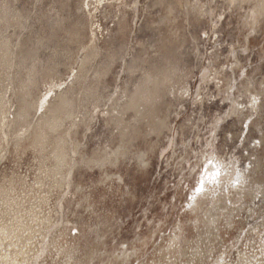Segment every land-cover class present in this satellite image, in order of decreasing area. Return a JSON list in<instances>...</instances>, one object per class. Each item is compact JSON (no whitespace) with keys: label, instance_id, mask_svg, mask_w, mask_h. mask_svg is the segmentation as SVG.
Here are the masks:
<instances>
[{"label":"bare ground","instance_id":"obj_1","mask_svg":"<svg viewBox=\"0 0 264 264\" xmlns=\"http://www.w3.org/2000/svg\"><path fill=\"white\" fill-rule=\"evenodd\" d=\"M43 1L0 0V161L12 163L0 168V264H264V45L251 49L264 0H214L235 11L217 18L213 0ZM209 18L193 92L179 50L189 37L199 56L188 28ZM212 101L227 111L193 147ZM154 173L164 185L144 197L145 230L118 238L117 208L141 202L136 181Z\"/></svg>","mask_w":264,"mask_h":264},{"label":"rangeland","instance_id":"obj_2","mask_svg":"<svg viewBox=\"0 0 264 264\" xmlns=\"http://www.w3.org/2000/svg\"><path fill=\"white\" fill-rule=\"evenodd\" d=\"M16 4L20 7V8H33V5H32V0H16ZM46 1V0H44ZM43 1V2H44ZM142 1H145V0H142ZM41 2V6H38L39 8L42 7V3ZM142 2L139 3V6H141ZM225 4L223 3H216L215 4V1L213 0L212 3H211V6H212V10H211V13H212V17L213 18H217L218 17V14L222 13L224 11V13H227V12H233V14H235V11L229 9L226 7V5L224 6ZM242 11V10H241ZM141 12V7L139 8V10L135 13V16H131V25L134 26V22L135 20L140 16V13ZM144 12V11H143ZM38 15H40L39 12H37ZM34 19H35V16H33ZM234 17V15H233ZM43 18V17H42ZM142 17H140L141 19ZM211 18V17H210ZM210 18L207 20V22H202L197 25L195 24L194 26H190L188 28V30H191V32L195 33L196 36H201V40H198V46H199V56H195L194 54H196V50L193 48L194 46V42H192L189 37L187 38V41L184 43V45L181 47V49L179 50V53H180V56H181V59H180V63L183 67H185V70L184 72H187L189 70H191L193 72H191L192 75L188 74L187 77V82H188V86L191 87V90L193 92L195 91H198L199 89V85L200 83L202 82L201 81V74H202V64L204 62V64H207L208 62V57L209 56V53L211 50H213V48H211L210 46H212V41H208V40H205L206 38V34L203 32V31H209V26L211 24V20ZM234 19V18H233ZM110 19H107L106 21L103 20L102 23L103 24H109V27L111 28L112 26V22L109 21ZM40 21H36L34 22L35 25H38ZM140 22V21H139ZM139 24V23H138ZM137 24V26H138ZM192 27V28H191ZM194 29V30H193ZM208 29V30H207ZM225 31H227V29H224ZM224 30H222V32H220V39L224 36V34L226 33ZM187 32V30H186ZM146 34H148V32H146ZM149 35V34H148ZM188 35V34H187ZM205 35V36H204ZM203 37V38H202ZM229 37V36H228ZM227 36H225L224 38H228ZM256 38L258 39H255L254 42H253V45L255 46H251V49L255 52V50L258 48V47H261L262 45H264V39L263 36H260L257 35ZM147 39V37L145 38V40ZM262 39V40H261ZM256 41V42H255ZM134 41H131V43L129 42L128 44V47L130 45L133 44ZM212 42V43H211ZM261 42V43H260ZM202 52V53H201ZM207 53V54H206ZM203 58V59H202ZM249 58H255V53L251 52L249 54ZM206 62V63H205ZM124 65L120 62L119 63H116L115 66H113V71L115 73L118 74V76L122 75L123 72H122V69H123ZM191 78V79H190ZM199 84V85H198ZM200 86H204V83L202 82V84ZM201 91V90H200ZM205 91H206V88H205ZM213 91V90H211ZM210 100H212V98H210ZM208 100V101H210ZM219 105H216L213 103V101L211 102V104L208 106H205L204 109H202L201 113L203 115L202 117V121L205 120V122H199V127L197 129V131H192V134L191 132L188 133V135L190 136H194V143L193 144V147H198L199 146V143L200 141L202 142L206 136H208V131L210 129V126H211V123L212 121L215 122L219 116H224L225 114V111H227V106L223 105L220 101L218 102ZM185 106L188 107V103L186 102L185 103ZM214 106V107H213ZM192 107V106H190ZM179 110V109H178ZM190 113V111H189ZM180 116V117H179ZM176 120L177 121H174L173 122V125L175 123L178 122L179 123H182L185 118H186V114L184 113V109L182 108L180 110V115H179ZM184 117V118H183ZM217 117V119H215ZM98 124H96V127H93L92 130H94L95 128H97ZM101 131V129H99ZM196 133H197V136H196ZM198 137H200V141L196 142ZM88 139L90 141H88V145L89 146H92V141L93 140L90 136L88 137ZM198 144V145H197ZM160 148L158 149V151H162V153L159 154V158H161L163 156L164 160L166 158V156L169 154V152L171 151L172 152V149L171 147H169V145H167V142L166 140L164 139L163 142L160 144ZM177 146V147H176ZM175 147H173V149H175L177 152L180 151V147L179 145H176ZM237 147V146H236ZM164 149V150H163ZM171 149V150H170ZM237 149H234V151H236ZM168 152V154H167ZM170 152V154H171ZM193 159H191V161H193ZM3 162V163H2ZM161 163V162H160ZM159 163V166L162 165V170L164 171V179L166 178V180L164 181L159 179V177L157 176V173H154V175L152 176L151 178V181L150 182H147L146 184H144L143 182H138L136 181V184L137 186H135V191L137 192V194L139 195H142V200L141 202H138L132 209L131 211L129 212V210H127V204H122L121 206H119L117 209H119V220L122 222H120V235L118 236V238H121L122 239H130L132 238V227L135 226V224H138V228L141 226V228L143 229L144 228V225H143V218L142 216L140 217L141 215V209L144 207V197L147 196V195H154L155 193H157V191H159L162 187H163V181L164 183L167 181L169 185H171L172 183L176 182L177 180V176H176V172H174L173 170H169L168 167H165L166 163L165 162H162L161 164ZM6 164V165H5ZM9 164V165H7ZM25 164V165H24ZM6 167H5V166ZM22 165L23 168H22ZM153 166H155L154 168L157 169L158 167L156 166V161L153 160ZM9 166H12V163L11 161L9 160H2L0 161V168H7ZM151 169V173H153L155 170ZM19 172H24L26 170V163H25V160H22L21 161V164L19 165V167L17 168ZM22 170V171H21ZM171 173V174H170ZM175 173V174H174ZM166 175V176H165ZM157 177V178H156ZM127 178V177H126ZM156 178V179H155ZM128 179V178H127ZM161 182V183H160ZM171 182V184H170ZM158 186V187H157ZM138 190V191H137ZM146 190V191H145ZM152 192V194H151ZM168 192H169V189H168ZM150 193V194H149ZM169 194V193H168ZM153 199L150 198V201H152ZM108 203H110V201H108ZM112 204H115L114 202ZM142 204V205H141ZM147 205V204H146ZM153 209V208H151ZM122 211V212H121ZM138 215V216H137ZM141 224V225H140ZM122 225V226H121ZM123 230H126L123 232ZM145 229H143L144 231ZM74 231V230H73ZM72 231V232H73ZM127 234V235H126ZM124 235V236H123ZM114 244V243H113ZM113 244H111L110 242L107 243V248H112L113 247Z\"/></svg>","mask_w":264,"mask_h":264},{"label":"snow or ice","instance_id":"obj_3","mask_svg":"<svg viewBox=\"0 0 264 264\" xmlns=\"http://www.w3.org/2000/svg\"><path fill=\"white\" fill-rule=\"evenodd\" d=\"M209 163H211V162H209ZM197 191H200L201 189L199 188V187H197V189H196Z\"/></svg>","mask_w":264,"mask_h":264}]
</instances>
